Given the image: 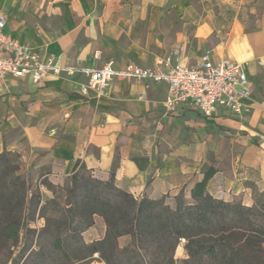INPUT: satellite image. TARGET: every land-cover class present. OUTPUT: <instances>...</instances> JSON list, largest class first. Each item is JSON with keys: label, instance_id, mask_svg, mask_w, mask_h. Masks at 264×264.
<instances>
[{"label": "crops", "instance_id": "crops-1", "mask_svg": "<svg viewBox=\"0 0 264 264\" xmlns=\"http://www.w3.org/2000/svg\"><path fill=\"white\" fill-rule=\"evenodd\" d=\"M223 3L5 0L6 33L44 61L89 69L109 61L119 70L131 62L152 67L185 45L191 65L210 49L216 59L245 64L252 97L242 117L220 108L206 118L189 103L168 111L165 83L116 78L98 92L86 88L82 75H52L40 86L8 79L0 88V154L17 152L32 176L56 186L68 182L78 162L102 181L115 165L117 187L137 199L165 197L174 207L178 196L193 202L203 184L201 191L217 199L252 205L254 189L264 192V9L256 28L248 29ZM52 197L45 189L43 204ZM106 230L96 216L83 239L103 240ZM129 239L121 237L120 247ZM184 246L176 259H188ZM75 264L106 262L95 253Z\"/></svg>", "mask_w": 264, "mask_h": 264}, {"label": "trees", "instance_id": "trees-1", "mask_svg": "<svg viewBox=\"0 0 264 264\" xmlns=\"http://www.w3.org/2000/svg\"><path fill=\"white\" fill-rule=\"evenodd\" d=\"M12 156L22 165L17 152L0 154V200L5 203L21 198L9 183L18 170ZM114 170L115 165L111 178L102 181L78 162L64 186L42 180L53 193L43 205L41 191H33L32 181H22L21 212L4 209L0 217V241L11 243L0 264H75L95 253L106 264H175L182 240L193 264H264V192L255 188L248 206L240 198L227 202L202 192V184L193 202L178 196L173 207L165 197L137 199L118 188ZM34 204L45 219L40 229L29 225ZM49 212L56 215L48 217ZM96 216L104 218L106 236L87 244L83 233L95 225ZM124 236L129 242L120 247Z\"/></svg>", "mask_w": 264, "mask_h": 264}, {"label": "built area", "instance_id": "built-area-1", "mask_svg": "<svg viewBox=\"0 0 264 264\" xmlns=\"http://www.w3.org/2000/svg\"><path fill=\"white\" fill-rule=\"evenodd\" d=\"M6 26V16L0 8V88L8 79L29 78L40 86L52 75H82L87 79L86 88L100 92L119 78L167 84V110L189 103L206 118L216 116L220 108L238 117L249 112L252 84L245 64L229 58L216 59L213 50H206L191 65L185 63L187 49L181 45L158 58L152 67L131 62L119 70L114 61L95 69L63 66L54 59L44 61L34 49L9 36Z\"/></svg>", "mask_w": 264, "mask_h": 264}, {"label": "rangeland", "instance_id": "rangeland-1", "mask_svg": "<svg viewBox=\"0 0 264 264\" xmlns=\"http://www.w3.org/2000/svg\"><path fill=\"white\" fill-rule=\"evenodd\" d=\"M225 1L224 7L229 8L231 12L233 13H239V15L241 17L244 18L243 23L245 24L246 28L248 29H254L256 28V24H257V20L260 16L261 11L264 9V0H247L244 3H240L238 1L241 0H223ZM5 2V0H2V2H0V5L4 8L5 10V5L3 4ZM15 2H22V0H15ZM18 4V3H17ZM24 4V3H23ZM19 7H23L22 5H19ZM19 20V19H18ZM170 111V110H168ZM11 160L13 161V164L18 167V170H16L15 172V176L19 177L20 180L15 181L13 177L9 180V183L12 185V191H15L17 193H19V195H21L20 199L16 198L13 199L10 203H5L3 201L0 200V217L2 218L4 213L2 212L4 209H18V211L21 212L22 209V205H20V203L22 204V181L24 180H30L33 182V191H35L36 189H39L42 193V201L44 202V190L48 189L46 186H44V188L42 187V180H40L39 178H36L34 176H32L30 174V171L27 167H24L22 165H20L18 158L13 157L11 158ZM13 183V184H12ZM50 191V190H49ZM22 201V202H21ZM59 203H64L65 202V198L64 196H60L59 197ZM42 202V205H43ZM39 206V205H38ZM38 206L36 204L33 205V211L31 214V219H33V221L31 220L29 223L30 226L35 227V228H42L43 225H45V219H41L39 218V214H38ZM34 210H36L35 215ZM56 215V214H54ZM52 212L48 213V217H53L54 216ZM185 240H182L181 244H185ZM11 243L8 244H4V242L0 241V262H3V260L7 259V257L9 256V253L11 251L10 248ZM18 249L15 248L14 252L17 251ZM16 253V252H15ZM176 259V258H175ZM61 264H65V262H61ZM175 264H193L191 263V261H187V259H176Z\"/></svg>", "mask_w": 264, "mask_h": 264}]
</instances>
